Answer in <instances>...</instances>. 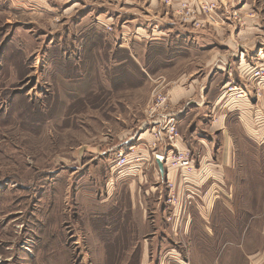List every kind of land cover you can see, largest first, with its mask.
<instances>
[{"label": "rangeland", "instance_id": "374dc122", "mask_svg": "<svg viewBox=\"0 0 264 264\" xmlns=\"http://www.w3.org/2000/svg\"><path fill=\"white\" fill-rule=\"evenodd\" d=\"M160 2L167 23L194 31L218 8L183 1L174 11L173 0ZM149 11L150 0H0V264H140L144 246L180 249L166 236V222L182 219L199 195L185 175L197 155L183 143L192 146L197 128H203L198 123L207 117L196 118L189 109L193 115L180 120L183 109L171 107L169 81L179 73L165 68L174 51L133 47V19ZM245 18L226 16L239 25ZM124 25L131 29L128 39ZM245 50L241 46L234 58H244L238 69L247 76L248 93L230 82L222 98L250 101L253 136L245 137L239 122L228 119L236 144L225 175L229 194L222 192L230 200L221 202L218 216H262L263 222L264 141L257 140L255 127L263 116L264 47L247 55ZM171 116L176 148L161 130ZM127 132L133 139L146 132L151 139L124 146ZM156 155L164 158V174L177 172L180 184L172 177L155 184L148 176ZM183 159L189 162L185 168L178 165ZM131 166L136 177L113 182ZM126 179L136 180L135 200ZM192 218L197 257L205 236L202 221ZM157 231L159 239L151 238ZM160 258L151 257L149 264Z\"/></svg>", "mask_w": 264, "mask_h": 264}, {"label": "crops", "instance_id": "0c3cea01", "mask_svg": "<svg viewBox=\"0 0 264 264\" xmlns=\"http://www.w3.org/2000/svg\"><path fill=\"white\" fill-rule=\"evenodd\" d=\"M183 1H190L194 5L201 2L215 3L218 8L213 18L208 19L207 24L194 31L187 24L171 21L167 23L168 16L167 13L164 14L160 0H150L149 13H151H147L144 19L141 17L133 19L131 34L134 38L132 41L134 48L145 50L153 46H166L167 50L174 51L172 60L166 61L165 69L176 70L179 73L169 81L168 96L171 107L183 109L180 120L193 115L190 114L189 109L196 113L194 114L197 115L196 118L207 117L206 123L202 119L203 122L200 120L198 123V126L203 128H197L192 146L191 144L190 147L187 146L183 140V146L197 155L196 166L191 173L185 175L187 183L197 190L199 195L182 219L178 216L166 222L169 226L166 236L170 237L180 249L168 250L157 246L151 250L144 246L140 249L139 263L149 264L151 257L160 256L157 264H264V221H259L262 216L244 219L235 213L236 215L229 216L228 220L218 216L220 206H223L221 202L230 200H223L222 192L225 193L226 190L228 193L225 175L228 173L227 163L231 160V152L236 144L229 130L228 119L235 118L239 122L245 137L253 136V107L250 101L233 98L234 103H227L224 97L222 98L223 89L230 85V82H237L247 87L245 89L248 93L247 76L239 72L242 70L244 58L239 63L237 58H234V53L236 50L241 51V46L246 47L245 55L254 48L264 47V0H173V10ZM234 13L244 14L245 22L239 25L226 19V16H232ZM253 15L256 17L253 18ZM127 30L131 29L124 25L125 39H128ZM171 36L172 38H168ZM239 64L242 66L240 69H238ZM261 108L263 116L256 119L257 122L259 120L261 122L259 121L258 128L255 129L259 133L257 140L264 141L262 121L264 106L262 105ZM187 112L189 113L186 114ZM256 121L254 124H257ZM183 134L185 133L182 132V138ZM216 137L221 138L220 144ZM123 139L124 146L128 141L140 145L150 141L151 136L142 132L133 139L131 133L127 132ZM99 155L104 156L103 153ZM223 158H225V169L222 166ZM154 166L149 167L147 173L154 179L155 184L165 180L166 177L169 179L172 177L180 184L177 172L166 170V173L161 175L156 162ZM136 169L137 167L131 166L119 172L120 177L113 182L129 176L136 177L135 174H138H134L137 172ZM126 181L132 190L131 200H135L136 180L126 179ZM138 196L141 195L138 193ZM192 215L202 221V233L205 236L198 241L197 257L194 256L196 249L194 251L191 249V228L194 225L193 221L196 220H193ZM223 221L228 223V226H223ZM158 234V231L156 234L151 233L150 237L156 236L158 240ZM184 248L186 249L183 250ZM169 256L172 258H168Z\"/></svg>", "mask_w": 264, "mask_h": 264}, {"label": "built area", "instance_id": "2783aa9c", "mask_svg": "<svg viewBox=\"0 0 264 264\" xmlns=\"http://www.w3.org/2000/svg\"><path fill=\"white\" fill-rule=\"evenodd\" d=\"M214 5H211L210 7H208V11H213L214 10ZM261 78L264 79V73L261 75ZM165 104V98H161L160 99V106L163 107ZM174 125H175V119H174V116H171L168 120V122L164 125V129H161V130H164L166 131V133L168 134V138H169V143L170 145L173 147V148H176V144L174 143L176 139H178V135L177 133L175 132V128H174ZM155 162L157 160L163 162L164 158L161 157V156H155ZM161 157V158H159ZM168 160V159H167ZM166 160V162H167ZM128 161L125 159L123 160L121 163H118V166L122 167L124 164H127ZM179 166H181L182 168H185L189 165V162L187 161V159H183L182 161H180L178 163Z\"/></svg>", "mask_w": 264, "mask_h": 264}, {"label": "water", "instance_id": "95a60500", "mask_svg": "<svg viewBox=\"0 0 264 264\" xmlns=\"http://www.w3.org/2000/svg\"><path fill=\"white\" fill-rule=\"evenodd\" d=\"M156 164H157V167H158V169H159L160 174L163 175V174H164V168H163V164H162V162L159 161V160H157V161H156Z\"/></svg>", "mask_w": 264, "mask_h": 264}, {"label": "bare ground", "instance_id": "6f19581e", "mask_svg": "<svg viewBox=\"0 0 264 264\" xmlns=\"http://www.w3.org/2000/svg\"><path fill=\"white\" fill-rule=\"evenodd\" d=\"M159 158H161V157H159ZM162 159V158H161Z\"/></svg>", "mask_w": 264, "mask_h": 264}]
</instances>
